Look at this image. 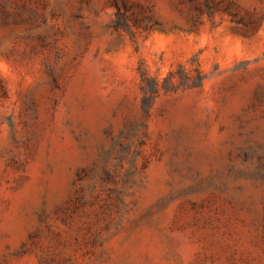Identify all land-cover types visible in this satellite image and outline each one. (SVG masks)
Instances as JSON below:
<instances>
[{"label": "rangeland", "instance_id": "obj_1", "mask_svg": "<svg viewBox=\"0 0 264 264\" xmlns=\"http://www.w3.org/2000/svg\"><path fill=\"white\" fill-rule=\"evenodd\" d=\"M0 264H264V0H0Z\"/></svg>", "mask_w": 264, "mask_h": 264}]
</instances>
